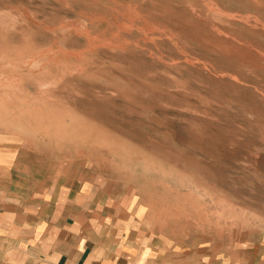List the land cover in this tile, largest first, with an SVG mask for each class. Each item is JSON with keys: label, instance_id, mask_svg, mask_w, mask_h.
<instances>
[{"label": "rangeland", "instance_id": "374dc122", "mask_svg": "<svg viewBox=\"0 0 264 264\" xmlns=\"http://www.w3.org/2000/svg\"><path fill=\"white\" fill-rule=\"evenodd\" d=\"M0 137L180 252L262 253L264 0H0Z\"/></svg>", "mask_w": 264, "mask_h": 264}, {"label": "crops", "instance_id": "0c3cea01", "mask_svg": "<svg viewBox=\"0 0 264 264\" xmlns=\"http://www.w3.org/2000/svg\"><path fill=\"white\" fill-rule=\"evenodd\" d=\"M112 189L56 156L0 137V264H264L197 259L131 216Z\"/></svg>", "mask_w": 264, "mask_h": 264}, {"label": "bare ground", "instance_id": "6f19581e", "mask_svg": "<svg viewBox=\"0 0 264 264\" xmlns=\"http://www.w3.org/2000/svg\"><path fill=\"white\" fill-rule=\"evenodd\" d=\"M220 41V40H219ZM220 43V42H219ZM221 45V44H220Z\"/></svg>", "mask_w": 264, "mask_h": 264}]
</instances>
